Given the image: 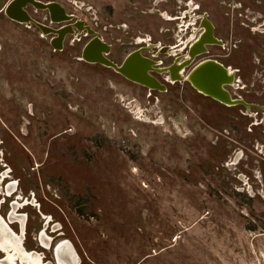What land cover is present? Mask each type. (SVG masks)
Here are the masks:
<instances>
[{
    "label": "rangeland",
    "instance_id": "rangeland-1",
    "mask_svg": "<svg viewBox=\"0 0 264 264\" xmlns=\"http://www.w3.org/2000/svg\"><path fill=\"white\" fill-rule=\"evenodd\" d=\"M10 1L0 0V203L6 177L18 200L0 214L6 219L18 203L26 248L47 263L68 241L81 264H264V139L234 136L233 123L220 121L230 112L187 83L150 96L80 60L89 37L53 50L50 36L5 16ZM47 2L99 33L117 65L145 46L140 39L173 47L192 38L185 27L193 29V15L206 13L212 24L215 15V0ZM27 10L40 23L45 17ZM208 49L186 72L213 57ZM47 221L51 245L43 249Z\"/></svg>",
    "mask_w": 264,
    "mask_h": 264
},
{
    "label": "flooded vegetation",
    "instance_id": "flooded-vegetation-1",
    "mask_svg": "<svg viewBox=\"0 0 264 264\" xmlns=\"http://www.w3.org/2000/svg\"><path fill=\"white\" fill-rule=\"evenodd\" d=\"M44 12H45V17L42 18L41 24H43L47 29L57 30L65 25H70L75 22V20H72L71 22L68 23L54 24L52 23L48 12L47 11ZM205 14L206 13H203L202 15H198V14L193 15L192 18V20H194L193 29L191 30L189 28L190 24H188L185 27L186 32L189 30L188 37L192 36V38L187 39L184 42L182 41L179 42V45H175L173 47L170 46L155 47L154 46L155 44L151 42L148 43L145 40L140 39L138 41L139 43L138 42L137 43L145 44V46H139V48H148L142 53L143 56L158 61L157 58H159V54H160L159 52L161 49H163L161 55H165V56L169 55L172 58V62L170 64L164 65V62L160 61L158 68H165L172 66L173 64L176 63L178 59H181L180 63L183 61H187L189 59L188 55L190 48L204 31L202 24H203V16ZM168 20H172V19L169 18ZM85 25L88 26L86 22ZM38 33L39 35L44 36L40 29H38ZM48 36H50L49 44L50 47L52 48L51 39L53 38V35H48ZM213 36L215 39V43L212 45L214 48L213 57L200 58L198 62L194 65V67L206 60H212L215 63L217 84L220 86L221 89H223L225 92L229 94V97L231 98L232 101L240 102L235 105H225L208 97L230 112L227 116L225 115V117L220 121L223 120L225 122L233 123L232 134L234 136H236L239 132H241L244 133V135L241 134V137L239 135L240 139L247 140L249 142L254 141L255 143H259V141L264 139V0H215ZM44 37L46 38L47 36ZM73 37L75 36L70 35L67 36L66 39L67 38L71 39ZM88 37L89 39L85 43L86 45L92 39V37L86 35V32H84L81 36L76 37V39L73 42L77 44L80 43L83 39H86ZM208 47L209 46H207V53L203 55L208 54L209 51ZM149 48L151 49V51L149 50ZM181 50L184 51L183 56H180ZM173 51H178V53L173 55L170 54ZM111 52H112V48H111ZM157 54L158 56H156ZM201 56L202 55L197 57H201ZM197 57L195 58V60L197 59ZM80 60L82 59L80 58ZM195 60H193V62ZM189 66L185 67V69L182 71V75L184 76L185 79L194 68L193 67L189 72H186V69ZM151 75L165 85L166 91L163 93H168L169 89L173 90L177 84L182 83V82H171L166 79L167 78L166 75H161L158 72H154ZM183 83L189 84V86L193 90H195L199 95L207 97L202 93L198 92L187 80L183 81ZM145 89L146 92H149L150 93L149 95L152 96L151 93L152 91H150L147 88ZM238 122H246V123L244 124L243 127H241ZM238 128H240L241 130H238ZM61 135L62 134H59L58 136L60 137ZM244 136L246 139H244ZM262 147L264 148V146ZM252 148L255 150L248 149V151L257 156L258 155L257 153H259L258 147H255V145L253 144ZM3 171L4 170H2L1 172ZM7 179L8 177L4 178L1 183L2 185L8 184V186L6 185L7 192L4 195L5 197L4 201L0 203V205L6 203V201L10 200L13 196L16 198V200H18V196H15V194L17 193V189L13 190L15 182H7L6 181ZM17 205H18L17 202H12L11 212L9 213L6 219L2 217V215L0 214V254H2V257L0 258V264H12V263L24 264V262L25 264L26 263L37 264V262L38 264H77V263L81 264L80 258H78L79 256L77 252H75L76 250L74 246L68 241H62L60 242V244L58 243L55 246L54 263L51 262L47 263L44 260L43 254L33 250H28L25 246V241H26L25 238L27 235V230H26L27 220L24 215L17 214V210H18ZM13 224L18 225L19 228L18 232H15L12 229L11 225ZM49 225L50 222L47 221L45 223L44 229L40 232V247H42L43 249H48L51 245V240L46 235V231L48 230ZM8 245L12 246V248Z\"/></svg>",
    "mask_w": 264,
    "mask_h": 264
},
{
    "label": "water",
    "instance_id": "water-1",
    "mask_svg": "<svg viewBox=\"0 0 264 264\" xmlns=\"http://www.w3.org/2000/svg\"><path fill=\"white\" fill-rule=\"evenodd\" d=\"M47 0H11L3 9V13L10 20L27 27L35 25L41 30L44 36L53 35L51 46L55 51H62L67 36H81L86 32L92 39L84 46L81 59L89 64H99L113 69L116 73L124 76L129 81L136 83L150 91L165 92L166 87L151 74L158 72L166 75L167 80L171 82H183L187 80L191 85L203 95L210 97L225 105H235L240 102H234L216 82V65L212 60H206L196 65L188 74L186 79L182 75L185 67L189 66L197 56L207 53V46L215 43L213 36V24L203 16V33L192 45L189 51V59L180 63L178 59L175 64L165 68H158V61L143 56V52L148 48H139L130 53L123 63L119 66L112 62L108 55L111 52V46L107 44L101 35L91 27L86 26L85 22L74 15L66 13L63 6L56 2H46ZM31 6L35 10L47 11L52 23L61 24L75 20L73 24L65 25L60 29H47L43 24L36 22L28 13L27 8ZM167 49V48H165ZM151 51V49L149 48ZM162 54L161 52H159ZM158 56V54L156 55Z\"/></svg>",
    "mask_w": 264,
    "mask_h": 264
},
{
    "label": "bare ground",
    "instance_id": "bare-ground-1",
    "mask_svg": "<svg viewBox=\"0 0 264 264\" xmlns=\"http://www.w3.org/2000/svg\"><path fill=\"white\" fill-rule=\"evenodd\" d=\"M194 38V37H193ZM139 43V42H138ZM194 43V42H193ZM171 47V46H170ZM173 49V48H172ZM178 53V51H173L172 53H170V54H177ZM189 56V55H188ZM181 61V60H180ZM160 62V61H159ZM4 224V223H3ZM1 225H2V223H1ZM5 230V229H4ZM9 230V229H8ZM45 233V232H44ZM43 233V234H44ZM6 235V234H5ZM22 235V234H21ZM5 239V238H4ZM16 240V239H15ZM24 241V240H23ZM2 243V242H1ZM5 244H7V243H5ZM19 244V243H18ZM60 244V243H59ZM64 244V243H63ZM4 246V245H3ZM8 246H10V245H8ZM61 246V245H60ZM59 246V247H60ZM11 248H12V246H10ZM73 248V247H72ZM6 249V248H5ZM10 249V248H9ZM4 251V250H3ZM16 251V250H15ZM27 251V250H26ZM75 251V250H74ZM76 252V251H75ZM73 253V252H72ZM7 254H8V252H7ZM11 254V253H10ZM35 254V253H34ZM56 254H57V252H56ZM12 255V254H11ZM15 255V254H14ZM6 256V255H5ZM21 256V255H20ZM19 257V256H18ZM9 258H11V257H9ZM24 258H25V256H24ZM39 258V257H38ZM79 258V257H78ZM12 259H14V258H12ZM76 259V258H75ZM10 261V260H9ZM8 261V262H9ZM19 261H21V260H19ZM43 261V260H42ZM14 262V261H13ZM26 262H27V260H26ZM41 262V261H40ZM63 262H65V261H63ZM15 263V262H14ZM43 263V262H42ZM13 264V263H12ZM24 264H25V262H24ZM26 264H28V263H26ZM37 264H38V262H37ZM78 264V263H77Z\"/></svg>",
    "mask_w": 264,
    "mask_h": 264
}]
</instances>
